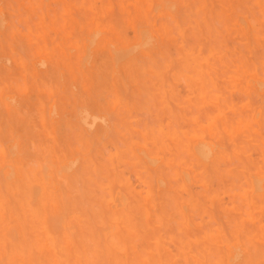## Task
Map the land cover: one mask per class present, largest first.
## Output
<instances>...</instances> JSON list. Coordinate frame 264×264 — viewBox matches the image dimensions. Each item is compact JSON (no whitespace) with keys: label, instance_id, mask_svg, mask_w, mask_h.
I'll use <instances>...</instances> for the list:
<instances>
[{"label":"rangeland","instance_id":"1","mask_svg":"<svg viewBox=\"0 0 264 264\" xmlns=\"http://www.w3.org/2000/svg\"><path fill=\"white\" fill-rule=\"evenodd\" d=\"M0 173V264H264V0H0Z\"/></svg>","mask_w":264,"mask_h":264},{"label":"bare ground","instance_id":"2","mask_svg":"<svg viewBox=\"0 0 264 264\" xmlns=\"http://www.w3.org/2000/svg\"><path fill=\"white\" fill-rule=\"evenodd\" d=\"M240 11V10H239ZM139 12V11H138ZM138 17V16H137ZM130 18V17H129ZM220 26V25H219ZM43 28V27H42ZM127 35V34H126ZM66 36V35H65ZM79 37V36H78ZM94 39V38H93ZM180 39V38H179ZM123 40V39H122ZM192 42V41H191ZM217 42V41H216ZM123 45V44H122ZM219 48V47H218ZM183 55V54H182ZM121 56V55H120ZM189 56V55H188ZM187 56V57H188ZM183 57H185V56H183ZM117 59H118V56H117ZM193 59V58H192ZM196 61V60H195ZM201 65V64H200ZM68 68H69V66H68ZM179 71V70H178ZM79 75V74H78ZM184 75V74H183ZM73 77V76H72ZM74 79V78H73ZM112 86V85H111ZM33 92V91H32ZM61 96V95H60ZM136 97V96H135ZM44 98V97H43ZM228 100V99H227ZM25 103V102H24ZM60 104V103H59ZM31 109V108H30ZM8 111V110H7ZM4 114V113H3ZM220 115V114H219ZM218 115V116H219ZM119 117V116H118ZM92 121H94V120H92ZM6 122V121H5ZM39 124V123H38ZM207 124H208V122H207ZM84 125V124H83ZM203 126V125H202ZM207 126V125H206ZM91 127V126H90ZM60 130V129H59ZM86 145V144H85ZM204 145H206V144H204ZM262 145V144H261ZM260 145V146H261ZM88 147V146H87ZM259 147V146H258ZM202 149L204 150V149H207V148H205V146H204V148L202 147ZM201 149H199V154L201 153V151H200ZM208 150V149H207ZM203 152V151H202ZM209 153V152H208ZM203 154H205V153H203ZM203 154H202V156H203ZM201 155V154H200ZM206 155V154H205ZM72 165V164H71ZM74 166V165H73ZM46 169V168H45ZM27 171V170H26ZM69 171V170H68ZM222 171V170H221ZM1 174V173H0ZM7 179V178H6ZM261 183V182H260ZM80 185V184H79ZM217 187V186H216ZM219 187V186H218ZM25 188V187H24ZM116 190V189H115ZM20 191V190H19ZM18 191V192H19ZM82 191V190H81ZM104 191V190H103ZM219 191V190H218ZM106 194V198L105 199H108L107 197H109L108 195H107V193H105ZM104 194V195H105ZM114 194H115V192H114ZM22 195V194H21ZM115 196V195H114ZM10 197H12L13 198V196L11 195ZM15 197V196H14ZM119 197V196H118ZM23 198V197H22ZM104 198V197H103ZM110 198V197H109ZM115 198V197H114ZM124 198V197H123ZM146 198V197H145ZM15 199V198H14ZM120 199V198H119ZM133 199V198H132ZM117 200V201H116ZM121 200V199H120ZM120 200H118V199H114V202H117L118 203V201H120ZM19 201V200H18ZM24 201V200H23ZM120 202H122V201H120ZM119 202V204L121 205L122 203H120ZM20 203V202H19ZM24 203H26V202H24ZM21 204V203H20ZM115 203H113L112 205H114ZM112 205H110V208H111V206ZM120 205H119V207H120ZM4 206V205H3ZM6 206V205H5ZM19 206H21V205H19ZM117 207H118V205H116ZM1 207H2V205H1ZM1 207H0V209H1ZM116 207V208H117ZM9 208V207H8ZM30 208V207H29ZM114 208V207H113ZM169 208V207H168ZM3 209V208H2ZM33 209V208H32ZM32 209H28V211H27V213H28V215H30V212L32 213V214H34L33 213V211H32ZM115 209V208H114ZM118 209V208H117ZM117 209L115 210V211H117ZM4 210V209H3ZM9 210V209H8ZM11 210V209H10ZM13 210V209H12ZM111 210H112V208H111ZM126 210V209H125ZM171 210V209H170ZM23 211V210H22ZM91 211V210H90ZM10 212V211H9ZM254 212V211H253ZM24 214V213H23ZM66 215V214H65ZM24 216V215H23ZM63 216V215H62ZM26 217H29V216H27V214H26ZM31 217V216H30ZM29 217V218H30ZM137 219V218H136ZM33 220V219H32ZM139 220V219H138ZM38 223H40V222H38ZM55 223V222H54ZM55 225V224H54ZM61 226V225H60ZM117 226V225H116ZM51 227V226H50ZM54 227V226H53ZM60 228V227H59ZM41 231H43V233L45 232L46 233V237H47V239L49 238H52L53 236H52V234H51V231H50V229H49V227L47 226V225H45V223L43 222V223H41ZM55 230V229H54ZM11 233V232H10ZM102 233V232H101ZM54 234V233H53ZM103 234V233H102ZM101 234V235H102ZM12 235V234H11ZM40 235V234H39ZM45 235V234H44ZM72 236V235H71ZM167 236V235H166ZM105 237V236H104ZM108 237V236H107ZM54 238H56V237H54ZM53 238V239H54ZM56 240V239H55ZM105 240V239H104ZM216 240V239H215ZM11 241V240H10ZM15 242V241H14ZM214 243V242H213ZM49 244V243H48ZM55 244V246H56V243H54ZM221 244V243H220ZM51 246V245H50ZM50 246H48V247H50ZM46 247V246H45ZM44 247V248H45ZM48 249V248H47ZM46 249V250H47ZM51 249V248H50ZM96 250V249H95ZM51 251H53V250H51ZM50 251V252H51ZM97 251V250H96ZM95 251V252H96ZM100 252V251H99ZM95 255V254H94ZM100 255V254H99ZM152 255V254H151ZM150 255V257H153V256H151ZM154 255V254H153ZM37 257V256H36ZM63 257V256H62ZM149 259H151V258H149ZM147 261V260H146ZM151 261V260H150ZM91 262H92V260H91ZM142 262V261H141ZM147 263V262H146ZM72 264V263H71ZM142 264H143V262H142Z\"/></svg>","mask_w":264,"mask_h":264}]
</instances>
